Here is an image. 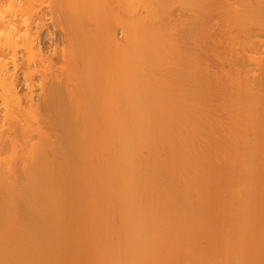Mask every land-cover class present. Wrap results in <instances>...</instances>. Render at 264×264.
Returning <instances> with one entry per match:
<instances>
[{
  "label": "bare ground",
  "instance_id": "bare-ground-1",
  "mask_svg": "<svg viewBox=\"0 0 264 264\" xmlns=\"http://www.w3.org/2000/svg\"><path fill=\"white\" fill-rule=\"evenodd\" d=\"M87 1L0 0V154H14L0 160V264H59L71 249L74 264L83 229L88 264H260L246 249H264V54L241 40L264 33V0H196L194 98L173 108L116 37L119 7L169 0L86 14ZM47 43L66 44L69 73Z\"/></svg>",
  "mask_w": 264,
  "mask_h": 264
},
{
  "label": "rangeland",
  "instance_id": "rangeland-1",
  "mask_svg": "<svg viewBox=\"0 0 264 264\" xmlns=\"http://www.w3.org/2000/svg\"><path fill=\"white\" fill-rule=\"evenodd\" d=\"M103 1L104 0H88L82 6V9L86 14L88 12L92 13L94 11L93 4H95L96 2L98 4H101ZM152 1L153 3H155V0ZM38 2L39 0H37V3ZM150 2L151 0H136V3H140V4H150ZM195 4H196V0H169L168 4H166V2L162 3V6H160L159 8L156 7V9L155 7L154 8L149 7L147 9L138 8V9H132L130 11H124L119 7L116 12L117 39L121 42H125L126 40L130 44V46H132L134 49H137L133 51L134 52L133 55L134 54L136 55L134 56L132 55L133 56L132 58H134L135 60L134 63H131L133 64L131 67L132 73L134 72L135 75L137 74L140 76H142L143 74L147 75V77H149L148 79L150 80V82L154 78L156 80H159V81L154 80L155 85L157 87L153 85L154 81H152L153 84L152 83L151 84L154 86L153 88L154 92L157 91L156 94L154 95V100H156L155 103H157V105H159L160 107H164V108H171V107L173 108V106L190 107L192 105V99L194 98L193 86L195 85L194 84L196 82L195 77L197 75L196 44L198 39V23H199L198 20H200L199 19L200 17L203 18L202 12L196 11L194 6ZM116 5H118L117 2ZM126 23L131 24L132 26L129 29V34L127 35V37L124 36L125 33L122 27L120 28L121 25H124ZM87 25L90 28H93L95 24L93 20L89 19ZM242 40L241 43L242 42L243 43L241 44L242 45L241 48L243 49V52L245 54H255V55L264 54V52L260 51L262 48H264V33L254 37L253 36L249 37V39L246 38L244 39V41ZM49 44L50 43H47L48 49L55 50L58 53V57H55V59L53 60L55 65L54 69L56 70V72L62 74L69 73L68 57L63 59L60 55L61 49L65 48L66 44L57 43L52 46H50ZM139 49L142 51V53L139 52L140 51ZM209 52L210 51H205L204 55L205 56L209 55L210 54ZM137 55L142 56V58L138 57ZM8 59L9 58L7 57L0 56V64L7 63V66H10V60ZM251 66H255V69L253 71H255V73H258L259 69L256 68V65L252 64ZM33 68H39V67L34 66ZM33 68H31V70ZM28 70L30 69L22 68L21 72L26 73ZM249 73L251 74L252 72ZM140 78L142 77H139V79ZM141 82L140 84L144 83V81L142 83ZM148 84L150 83H147L146 85L148 86ZM158 85H160L161 88ZM37 93L38 90H34V94L36 95ZM3 95L4 94H2L0 88V99L3 97ZM132 104L139 105V102H137V104L136 102ZM6 124H7L6 121L3 122L0 117V129L2 128V126ZM13 155H14L13 151L9 148H6L4 152H1L0 154V160L3 164L8 163L13 159ZM261 221H264V218L263 220L261 219ZM260 223L261 222L259 221L258 226L260 225ZM261 225L263 224L261 223ZM259 227H262L264 229L263 226H259ZM201 232H200V236L201 238H203V240L201 239V241L204 244L200 243V246L201 248L203 247L202 248L203 250L206 249V251H203L204 253L210 252L211 254V250L213 249L216 242L214 243V241H212L213 239L212 240H208L209 238L207 239V233L205 229L204 231L201 230ZM84 233H85V229H83V232L81 234L83 236L80 237V240L83 239ZM262 234H264V232ZM84 239L86 241L79 240L77 244V246L80 245L82 246L78 248L77 246H75V248H77V251L75 252H79V255L80 254L82 255V257H80L82 259L79 258L77 253L76 255L78 257L76 258H79L80 261H78L79 259H76V262L77 261L78 262L77 263L75 262L74 264H79V263L88 264L87 260L90 262L89 251L87 246V238L85 237ZM206 242H210L207 248H205V246H207ZM63 247L67 248V246H63ZM249 247H248L249 249H246V251H248L247 254L250 255L251 258L252 257L257 258L256 256L259 253H261V251H264V249L262 250L263 247H261V249L259 250L260 252L258 251L259 248L257 246H254L255 248H253V246H249ZM80 248H83L84 250L83 249L81 250ZM79 250H81L85 254H83L82 252L80 253ZM70 251L66 252L64 258L67 257V259H69L68 254L71 253ZM84 255L87 256L85 257ZM261 256L260 258H263ZM64 258L63 260H61L62 262L60 261L61 263L59 264H65L69 261L67 259L65 260ZM252 261L253 262L250 264L256 262L254 260ZM263 261L261 260L260 264L261 263L264 264ZM201 264H203V261Z\"/></svg>",
  "mask_w": 264,
  "mask_h": 264
}]
</instances>
